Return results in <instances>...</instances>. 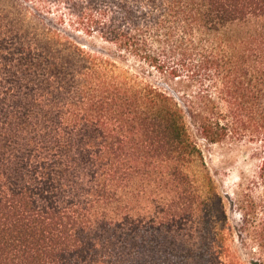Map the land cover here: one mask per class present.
Segmentation results:
<instances>
[{
  "label": "trees",
  "instance_id": "trees-1",
  "mask_svg": "<svg viewBox=\"0 0 264 264\" xmlns=\"http://www.w3.org/2000/svg\"><path fill=\"white\" fill-rule=\"evenodd\" d=\"M0 264H264V0H0Z\"/></svg>",
  "mask_w": 264,
  "mask_h": 264
},
{
  "label": "rangeland",
  "instance_id": "rangeland-1",
  "mask_svg": "<svg viewBox=\"0 0 264 264\" xmlns=\"http://www.w3.org/2000/svg\"><path fill=\"white\" fill-rule=\"evenodd\" d=\"M204 160L222 191L229 192L239 181L242 171L250 170L244 148L203 144Z\"/></svg>",
  "mask_w": 264,
  "mask_h": 264
}]
</instances>
